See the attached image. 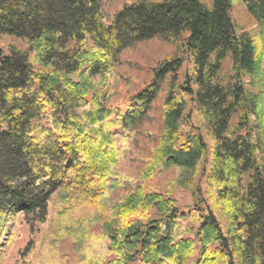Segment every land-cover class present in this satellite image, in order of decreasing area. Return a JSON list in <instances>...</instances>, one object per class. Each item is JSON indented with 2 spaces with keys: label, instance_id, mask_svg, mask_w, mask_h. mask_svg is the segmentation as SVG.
I'll list each match as a JSON object with an SVG mask.
<instances>
[{
  "label": "trees",
  "instance_id": "obj_1",
  "mask_svg": "<svg viewBox=\"0 0 264 264\" xmlns=\"http://www.w3.org/2000/svg\"><path fill=\"white\" fill-rule=\"evenodd\" d=\"M240 1L251 31L233 0H0V250L25 224L23 264H264V0ZM153 38L172 54L118 98L120 53ZM159 96L136 184L118 143ZM169 170L190 207L144 184ZM48 227L71 252L34 239Z\"/></svg>",
  "mask_w": 264,
  "mask_h": 264
},
{
  "label": "rangeland",
  "instance_id": "obj_2",
  "mask_svg": "<svg viewBox=\"0 0 264 264\" xmlns=\"http://www.w3.org/2000/svg\"><path fill=\"white\" fill-rule=\"evenodd\" d=\"M202 1L209 2V0ZM122 2L123 0H102V7L107 15L111 16L120 8ZM231 18L243 30L251 31L255 28L252 18L244 9L240 0H233ZM172 52L173 47L171 44L156 38L125 48L120 53L119 64L115 68V87L118 98H122L138 90L147 83L151 77V69L156 62L169 57ZM187 112L190 116V130L202 135L209 145L210 138L206 134V126L199 114L192 105L188 106ZM160 114L161 98L159 96L152 104L148 120L130 131L125 141L118 143L123 151L118 170L123 176L133 179L136 184L140 182L139 176L144 167V162L149 157L152 148L155 146L157 136L160 133ZM175 177L176 173L173 170L161 171L155 177L145 180L144 184L149 189L153 188L159 192L169 194L176 200L180 208L186 209L194 203L191 190L177 185ZM199 185L201 189H204V179L199 181ZM120 193L122 192L115 191L113 195L118 197ZM55 201L56 196H53L51 198V205ZM51 228L48 227L41 230L34 236V239L45 245H55V249L61 254L71 252L70 243L66 238L60 239L58 243H53L50 237ZM17 229L19 237L6 242L0 250V264H23V258L21 259L19 256V250L32 238L25 224L18 226Z\"/></svg>",
  "mask_w": 264,
  "mask_h": 264
}]
</instances>
